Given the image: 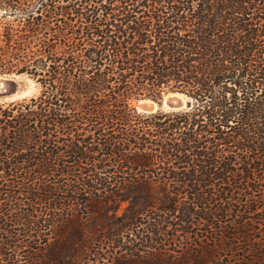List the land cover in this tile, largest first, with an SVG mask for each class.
Returning <instances> with one entry per match:
<instances>
[{
  "label": "trees",
  "instance_id": "1",
  "mask_svg": "<svg viewBox=\"0 0 264 264\" xmlns=\"http://www.w3.org/2000/svg\"><path fill=\"white\" fill-rule=\"evenodd\" d=\"M0 12V264H264V0Z\"/></svg>",
  "mask_w": 264,
  "mask_h": 264
},
{
  "label": "rangeland",
  "instance_id": "2",
  "mask_svg": "<svg viewBox=\"0 0 264 264\" xmlns=\"http://www.w3.org/2000/svg\"><path fill=\"white\" fill-rule=\"evenodd\" d=\"M11 18L12 17H8V18H5L4 20L8 21ZM1 29L2 28L0 27V32H2ZM5 78L11 80V83L8 86V91L7 92L11 93V92H13L14 89H18V93L16 95H0V101H11V100H14V99L23 98L25 96L30 97V96H33V95H38L40 93V85H39V83L35 80L34 77L30 76V74L28 72H25V71L24 72H18L16 70L7 71V72H0V79H5ZM178 92H181V91H178ZM178 92L170 90L168 92H165L160 98H153V97H148V96L138 97V98H136L134 100V104L140 110V108H139L140 106L139 105L142 104V100L152 99V100H155L156 102H160L161 103L166 98L167 94H169V93H178ZM184 94H181V95L179 94L178 96H180L182 98H185L188 101L187 95L186 94L184 95ZM165 109H167V108H165ZM169 109H173V108H169ZM124 205L125 204L123 203L122 204V209H123ZM108 259H109V256H106L105 258H100L101 262H99V260H97V259H91L86 264H89V263L90 264L103 263V262H107Z\"/></svg>",
  "mask_w": 264,
  "mask_h": 264
},
{
  "label": "water",
  "instance_id": "3",
  "mask_svg": "<svg viewBox=\"0 0 264 264\" xmlns=\"http://www.w3.org/2000/svg\"><path fill=\"white\" fill-rule=\"evenodd\" d=\"M11 80L5 78V84L0 87V95H16L18 93V89H14L13 92H7L8 86L10 85ZM178 92V91H177ZM179 94H184L183 92H178ZM185 95V94H184ZM167 104L168 108H181L188 104L187 99L181 98L180 96H173L167 101L164 99L163 102H156L155 100L150 99V101L144 102L140 107L144 111H154L158 108H165Z\"/></svg>",
  "mask_w": 264,
  "mask_h": 264
},
{
  "label": "bare ground",
  "instance_id": "4",
  "mask_svg": "<svg viewBox=\"0 0 264 264\" xmlns=\"http://www.w3.org/2000/svg\"><path fill=\"white\" fill-rule=\"evenodd\" d=\"M5 84V79H0V87L2 86V85H4ZM179 95V93H169V94H167L166 95V98H165V100L167 101V99H169V98H171V97H173V96H178ZM181 95V94H180ZM182 98V97H181ZM147 101H150V99H145V100H142V104L144 103V102H147ZM141 104V105H142ZM141 105H139V106H141ZM140 108V110L142 109L141 107H139ZM165 108H167V109H169L168 108V106H167V104L165 105Z\"/></svg>",
  "mask_w": 264,
  "mask_h": 264
}]
</instances>
